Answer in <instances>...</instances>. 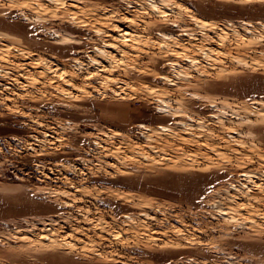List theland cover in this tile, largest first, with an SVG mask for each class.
Instances as JSON below:
<instances>
[{
	"label": "rangeland",
	"instance_id": "374dc122",
	"mask_svg": "<svg viewBox=\"0 0 264 264\" xmlns=\"http://www.w3.org/2000/svg\"><path fill=\"white\" fill-rule=\"evenodd\" d=\"M59 1L0 0V264H264V0Z\"/></svg>",
	"mask_w": 264,
	"mask_h": 264
},
{
	"label": "bare ground",
	"instance_id": "6f19581e",
	"mask_svg": "<svg viewBox=\"0 0 264 264\" xmlns=\"http://www.w3.org/2000/svg\"><path fill=\"white\" fill-rule=\"evenodd\" d=\"M52 1H54V0H52ZM56 1H58V0H56ZM59 2L62 3L63 1L60 0ZM26 3H28V2H26ZM26 3H25V4H26ZM30 3H31V2H30ZM30 3H29V4H30ZM29 4H28V5H29ZM26 5H27V4H26ZM51 13H55V12H51ZM55 14H56V13H55ZM53 15H54V14H53ZM57 37H59V36H57ZM62 37H63V36H62ZM63 38H64V37H63ZM158 77H159V76H158ZM161 77H163V76H161ZM153 92H154V91H153ZM161 127H162V126H161ZM161 127H160V128H161ZM120 197H121V196H120ZM127 198H128V197H126V199H127ZM128 199H129V198H128Z\"/></svg>",
	"mask_w": 264,
	"mask_h": 264
}]
</instances>
